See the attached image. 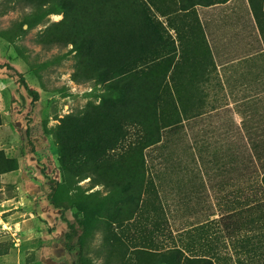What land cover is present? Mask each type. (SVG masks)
Listing matches in <instances>:
<instances>
[{
    "label": "trees",
    "instance_id": "obj_1",
    "mask_svg": "<svg viewBox=\"0 0 264 264\" xmlns=\"http://www.w3.org/2000/svg\"><path fill=\"white\" fill-rule=\"evenodd\" d=\"M25 1L36 9L24 21L27 28L50 14H62L53 31L57 42L71 45L75 52L74 79L101 88L97 104L87 102L79 112L59 118L52 129L61 181L48 179L47 200L63 220L67 210H74V221L65 220L62 241L68 251H77V264H93L84 250L95 233L101 235L100 250L108 258L121 254L122 264H264L260 239L253 246L256 250H247L254 237L249 230L264 227V144H255L260 151L246 156L248 171L238 174L239 180L246 174L260 175L262 185L239 187L240 194H249L238 209L216 219L217 233L199 242L205 224L184 230L173 228L165 218L149 169L159 156L165 163L162 150L169 139L180 132L184 119L198 115L186 108L192 94L177 78L187 61L193 63L194 45L185 43L178 30L175 37L170 34L169 18L158 16L165 15V6L155 0ZM189 1L179 9L227 0ZM20 81L37 100L38 92L24 78ZM17 168L15 158H0V177ZM85 179L89 186L82 188ZM96 186L100 189L87 191ZM182 234L188 238L177 243L176 235ZM219 238L237 240L243 248L237 246L232 263L227 253L217 252Z\"/></svg>",
    "mask_w": 264,
    "mask_h": 264
},
{
    "label": "rangeland",
    "instance_id": "obj_2",
    "mask_svg": "<svg viewBox=\"0 0 264 264\" xmlns=\"http://www.w3.org/2000/svg\"><path fill=\"white\" fill-rule=\"evenodd\" d=\"M35 10L25 0H0V158H15L18 162L15 171L0 177V250H5L0 255V264H77V251H68L62 241L67 230L65 220L74 221V210H67L63 220L61 212L47 200L48 179L61 181L52 129L59 118L79 112L87 102L97 104L101 88L74 79L75 52L71 45L57 42L53 31L62 14H50L34 27L27 28L24 21ZM21 77L31 90L38 92L37 100L26 91ZM197 97L192 94L190 103L195 104ZM214 118L215 115L209 113L192 119L191 123L186 122L183 130L181 128L162 150L165 163L161 161L162 157L156 156L157 163L152 170L159 173V178L152 176L159 194L162 192L160 196L166 201L165 218L179 222L170 221L172 226L191 223V217L184 215L187 207L184 208L183 202L176 203V197L184 188L192 189L203 184L199 179L198 157L207 159L204 167L206 165L205 169L211 174L238 151L225 147L223 136L229 137L233 133H222L227 125L223 126V121ZM247 145H237L239 171L241 162H246ZM214 177L216 181L220 176ZM158 180L163 184L159 185ZM239 181H243L237 184L241 189L262 185L260 175ZM206 183H209L208 178ZM80 185L87 188L88 179L81 181ZM97 189L100 187L87 191ZM60 192L62 197L63 190ZM248 194L249 191H243L240 200ZM215 209L219 212L221 208L216 206ZM217 227L216 223L205 225V233L200 232V238L217 233ZM249 231L254 237L247 250H256L253 246L258 239L262 242L261 250H264V227L254 226ZM181 236L176 235L177 243L188 238L186 234ZM218 242L217 252L221 255L227 253L226 256H231L229 263H232L238 241L219 238ZM88 243L84 253L93 264H122L121 254L108 258L106 251L100 250L99 233H95ZM205 246L202 247L205 249ZM256 263L263 264L258 260ZM140 264L144 263L140 261Z\"/></svg>",
    "mask_w": 264,
    "mask_h": 264
},
{
    "label": "crops",
    "instance_id": "obj_3",
    "mask_svg": "<svg viewBox=\"0 0 264 264\" xmlns=\"http://www.w3.org/2000/svg\"><path fill=\"white\" fill-rule=\"evenodd\" d=\"M155 1L165 6L161 11L165 15L158 16L163 21L169 18L170 34L175 37V31L178 30L185 43L194 45L196 53L192 64L191 61L186 62L182 77H177L187 87L188 94L198 96L195 104L190 103L186 107L193 113L198 112V115L184 119L182 130L186 122L191 123L196 117L213 113L215 120L223 121V126L227 125L222 133L234 134L229 137L221 134L225 147L238 150L235 156L231 155V158L222 162V166L218 167L220 172L214 169L211 174L205 169L207 159L198 157L199 179L204 185L184 188L181 195L176 197V203L183 202L184 208L187 207L184 215L191 217V223L187 226L173 225V228L186 227L187 230L196 225L217 224L216 219L224 211L238 209L240 205L237 186L240 181L236 174L240 168L237 145L248 144L249 157L252 151H260V147L256 149L255 144H264V0L198 4L194 10L179 9L180 5L189 4V0ZM175 137L173 135L169 141ZM155 160L153 165L157 163ZM247 167V163L241 162V169L248 171ZM150 170L154 176H159L158 172L153 173L152 168ZM218 174L220 177L215 181L214 176ZM207 178L210 184L206 183ZM162 202L166 203L165 198H162ZM216 206L221 208L219 212ZM214 215L216 218H213ZM167 220L179 223L171 218ZM205 225L199 233H205Z\"/></svg>",
    "mask_w": 264,
    "mask_h": 264
}]
</instances>
